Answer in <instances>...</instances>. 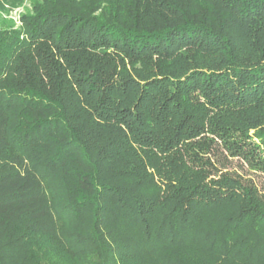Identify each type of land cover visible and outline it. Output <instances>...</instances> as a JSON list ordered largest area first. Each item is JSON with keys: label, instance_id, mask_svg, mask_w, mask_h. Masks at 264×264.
Here are the masks:
<instances>
[{"label": "trees", "instance_id": "trees-1", "mask_svg": "<svg viewBox=\"0 0 264 264\" xmlns=\"http://www.w3.org/2000/svg\"><path fill=\"white\" fill-rule=\"evenodd\" d=\"M20 7L0 264H264V191L214 158L264 177V0H0Z\"/></svg>", "mask_w": 264, "mask_h": 264}, {"label": "rangeland", "instance_id": "rangeland-1", "mask_svg": "<svg viewBox=\"0 0 264 264\" xmlns=\"http://www.w3.org/2000/svg\"><path fill=\"white\" fill-rule=\"evenodd\" d=\"M28 7V4L25 3L24 8ZM22 8H15V9H9L7 13L0 12V16L3 19H10L13 22H17L18 16L20 14V10ZM220 154V155H219ZM215 159H217V167L221 170V173H231L236 176H238L240 179L246 182L253 183L259 190L264 191V177H261L255 173L250 172V170L247 168V166L237 160V159H231L227 156H222L221 152L218 151L217 156H214Z\"/></svg>", "mask_w": 264, "mask_h": 264}]
</instances>
